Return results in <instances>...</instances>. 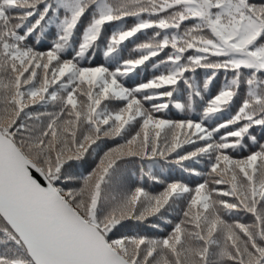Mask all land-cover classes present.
Masks as SVG:
<instances>
[{
    "label": "snow or ice",
    "instance_id": "1",
    "mask_svg": "<svg viewBox=\"0 0 264 264\" xmlns=\"http://www.w3.org/2000/svg\"><path fill=\"white\" fill-rule=\"evenodd\" d=\"M137 69L151 78L135 83ZM173 101L185 118H165ZM255 127L264 134V0H0V264H264ZM102 140L114 146L73 174ZM131 160L153 183L165 184L161 162L204 179L153 194L124 183ZM162 224V236L140 230Z\"/></svg>",
    "mask_w": 264,
    "mask_h": 264
},
{
    "label": "trees",
    "instance_id": "2",
    "mask_svg": "<svg viewBox=\"0 0 264 264\" xmlns=\"http://www.w3.org/2000/svg\"><path fill=\"white\" fill-rule=\"evenodd\" d=\"M83 23H87V17L84 18ZM128 23L131 24L133 21L131 19L128 20ZM117 25H106V32L111 30L113 27H116ZM152 30H148V35H151ZM52 39L51 36L47 37L45 40H43L39 45H35L34 41L30 38L29 43H33L34 46L38 47L39 50L44 51L48 50V48L51 46L50 40ZM147 39V37L143 34H137L136 37L130 39L129 41H126L124 44V56L125 58H128V55L136 56L137 54L132 52L131 49L133 48L134 44L143 42ZM69 57L72 55L71 52L67 54ZM100 63H105L103 57L98 53L96 56V59L92 62L91 66H96ZM87 66V65H85ZM150 67V65H149ZM140 76L139 79L135 80V83L142 82L148 78H151L152 73L150 71H141V69L136 70ZM199 77H203V70H198ZM159 74V73H157ZM134 81L131 79H128L125 81L126 86L131 87L133 86ZM224 83V77L223 74L219 76V78L213 82V85L210 88V95L206 96L207 98H210L211 95H214L216 92L219 91L220 87ZM187 94L183 91V85H181V94L176 96L175 99H179L181 101H184L186 99ZM164 102V101H159ZM175 101H173L172 104H170V107L166 110L165 118L170 119H183L185 118V114L181 113L179 110L175 109L173 106ZM238 102V101H237ZM123 106V102H111L109 103L110 108H117ZM147 106V105H146ZM41 111H44L45 109H40ZM52 110V109H47ZM201 111V102L199 100L196 101V112L195 114L189 113V115H195L198 116ZM234 114V113H233ZM157 115H161L160 113H157ZM228 116V113L222 117V119H226ZM252 134L257 137V140L260 143H264V134H262L261 129L259 127H255L251 130ZM121 143L123 141H120ZM245 142L249 144L251 147V142L245 138ZM98 144L100 145V148L97 149V153L91 156L86 157V161L82 162L80 165H74L73 168L70 170L73 174H79L81 172L85 173L87 171H90L92 167L95 166V163L98 162V156L103 155V151H107L108 148L114 146V142L110 140H102L98 141ZM95 147V146H94ZM91 151V150H90ZM233 155H247V152L244 153H233ZM206 162H202L200 165H195L194 167H197L198 170L204 172L207 170L205 166ZM147 168H145V174L143 175V178L141 179V172L139 168V161L138 160H131L129 161L125 166H122L121 169V175L124 178V183L128 186H143L146 188V190L152 192L153 194L159 193L163 190L164 186L168 182H172L174 180H182L185 183H188L190 186H195L198 183L203 182V177H196V176H189L186 172H181L179 167L174 164H164L161 162V166L158 168H155L153 170V174L157 175L160 180L164 181L165 184H159V183H153L151 178L146 174ZM178 207L171 208L168 210L167 218L173 220V222H178V220L181 218L180 212L185 207V202L183 200L178 202ZM250 217L244 218L242 222H249ZM156 221L150 220L149 223H154ZM161 227L164 228V232H158L154 231L152 229L147 228L146 226L141 228L140 230L147 233L151 236H162L166 232L171 231V226H164L163 224Z\"/></svg>",
    "mask_w": 264,
    "mask_h": 264
}]
</instances>
